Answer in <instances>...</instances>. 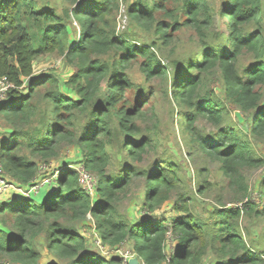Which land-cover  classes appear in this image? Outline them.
<instances>
[{"label":"trees","instance_id":"16d2710c","mask_svg":"<svg viewBox=\"0 0 264 264\" xmlns=\"http://www.w3.org/2000/svg\"><path fill=\"white\" fill-rule=\"evenodd\" d=\"M68 1L75 6L58 12L36 0H0V78L14 84L7 102L0 103V114L12 130L4 154L0 146V161L12 182L32 188L40 183L36 159L48 162L58 156L61 143H71L81 150L84 167L98 176L97 198L93 200L81 187L76 169L63 167L53 188L42 189L38 184L28 196L0 202V264L4 260L38 264L41 247L68 264H120V257L105 259L89 250L80 232L87 214L95 218L94 227L104 243L117 247L132 240L146 264H199L208 248L221 258L217 264L263 263L264 251L248 242L235 223L242 211H255L254 202L245 203L244 209L215 210L212 214L220 220L210 226L189 212L181 194L175 208L184 214L171 223L149 215L139 216L134 223L117 216L113 198L129 184L135 168L122 164L116 175L106 172L114 155L122 162L123 158L140 161L149 143L138 135L135 123L141 100L131 104L124 95L130 85L125 65L140 57L139 69L147 77H167L157 42L166 44L175 30L186 25L196 34L198 52L193 58L172 61L168 74L173 98L190 109L183 114L184 130L197 148L220 163L231 184L247 192L243 171L263 164L264 156L255 154L237 128L221 124L228 103L244 113L251 134L264 135L263 0H224L218 9H212L207 0H179L178 7L172 6L176 0L132 1L127 15L153 28L154 40L141 46L110 26L117 0ZM72 18L78 24L77 38ZM251 23L255 28L247 31ZM53 52L73 67L65 84L76 98L63 93L53 75L30 79L33 61ZM242 52L251 53L253 60L240 71L237 63ZM106 55L111 60L102 58ZM23 78L28 79L26 93L18 90ZM211 80H216L217 87L205 90ZM40 88L46 92L36 100ZM80 115L87 116V123L77 135L75 123ZM198 118L217 130L212 135L196 131ZM146 184L143 205L150 213L169 199L174 183L159 164L146 174ZM260 194L264 201V178ZM256 213L264 219V207ZM168 232L176 244L167 255Z\"/></svg>","mask_w":264,"mask_h":264},{"label":"rangeland","instance_id":"374dc122","mask_svg":"<svg viewBox=\"0 0 264 264\" xmlns=\"http://www.w3.org/2000/svg\"><path fill=\"white\" fill-rule=\"evenodd\" d=\"M36 1L41 6L56 7L58 12L64 7L70 9L75 6L68 0ZM132 1L135 0H117L118 8L114 11V15L110 17V26L113 27L115 33L135 41L139 46L149 44L154 40L153 28L147 29L127 15V6ZM207 1L212 9H218L224 3V0ZM181 4V1L176 0L172 6L178 7ZM71 23L72 30L77 31L74 36L77 38L78 24L73 18ZM261 24L264 29V15ZM254 28L255 25L251 23L246 30L252 31ZM157 47L160 49L157 55L162 65L166 67L168 74L171 73L170 64L172 61L193 58L198 52L196 34L192 27L186 25L175 30L172 33L171 40L166 44L161 45V42L158 41ZM102 58L111 60V55H106ZM141 60L138 57L125 65V76L128 78L130 85L126 87L124 95L131 104L139 99L141 100V102L139 101L140 107L135 117V123L138 127V135L147 137L149 143L146 145V150L140 161L130 158L124 160L123 158L122 162L120 158L114 155L106 169L109 175L119 173L122 164H129L136 170V173L131 176L129 184L113 198L117 216L135 223L139 216L149 215L152 219L156 217L165 218L166 223L169 224L174 218L184 214V212L177 213L175 208V205L180 203L179 199L181 194H183L184 200L187 201L189 212L204 220L207 225L212 226L213 223L220 220V217L212 214L215 210L235 207L244 209L243 205L248 203V201H252L256 204L254 205L255 211L250 213H246L245 210L242 211L235 223L238 232H241L248 242L252 241L256 245V249L264 251V219L256 213L264 207V201L260 194L261 182L264 178V163L256 167H247L243 171L245 185L247 186L246 193H242L234 183L231 184L229 177L220 168V163L197 148V144L191 140L190 133L184 130L182 123L183 114L189 113L190 109L173 98L168 74L167 77L162 75L147 77L145 72L139 69ZM252 60L253 56L251 53L242 52L237 67L241 71ZM72 71L73 67L67 64L63 55L55 52L47 53L33 61V72L30 79L35 80L44 75H53L59 83L60 90L76 98L75 92L65 84ZM27 80V78H23L24 84L18 88L22 93L27 92ZM217 85L216 80L207 81L204 89H215ZM40 92L41 88L35 95L36 100L40 99L46 90ZM5 102L7 100L3 103ZM225 107L227 109L221 125L237 128L239 135L249 140L250 147L255 154L263 157L264 135H254L248 131L243 121L244 113L237 106L226 103ZM86 123V115H80L77 118L75 123L77 135L82 134ZM32 127L33 125H30V129ZM194 127L196 131L201 132L203 135H212L217 130L215 126L202 118L195 120ZM11 131L10 124L0 114L1 154H4ZM58 151V156L49 159L48 162H40L39 158H35L39 166L36 179L40 182L38 183L40 185L39 188H53L58 172L63 167L77 169L83 166L81 162L82 153L78 147L71 143L63 142L60 144ZM25 153L29 154V151L26 150ZM124 153H127L126 149H124ZM28 157L34 159L32 155H28ZM159 164L166 175L173 180V190L168 200L164 201L155 211L149 213L143 205L147 186L146 174L156 169ZM13 183L21 187L18 183ZM29 189L26 188L22 191ZM199 189H202V191L199 192ZM7 193L0 196V200H5ZM28 195L25 193L21 194V196ZM92 198L96 200L97 196L94 194ZM186 212L188 213V211ZM95 221L94 217L87 214L84 226L80 227V232L87 238L89 250L98 253L105 259H110L112 256L120 257V264H146L142 257L136 253L132 240H126L117 247H111L104 243L94 227ZM175 244L176 238L168 232L164 247L167 255L172 253ZM38 250L40 253L38 264H68L66 261L57 259L50 250L44 247L38 248ZM220 260L221 258L217 252L208 248L199 264H217ZM2 262L3 264L11 263L8 260ZM260 264H264V262Z\"/></svg>","mask_w":264,"mask_h":264},{"label":"built area","instance_id":"2783aa9c","mask_svg":"<svg viewBox=\"0 0 264 264\" xmlns=\"http://www.w3.org/2000/svg\"><path fill=\"white\" fill-rule=\"evenodd\" d=\"M14 84L9 82L5 77L0 78V103H3L8 94V90L13 88ZM79 176V183L81 187L87 192L91 197L95 194L98 176L90 170H87L84 165L76 169ZM39 185L33 186L27 191H22L21 187H18L17 184L9 180V177L6 175L3 165L0 161V195L9 190L21 191L25 194H30L34 189H37ZM4 264H11L9 262ZM15 264V263H12Z\"/></svg>","mask_w":264,"mask_h":264},{"label":"crops","instance_id":"0c3cea01","mask_svg":"<svg viewBox=\"0 0 264 264\" xmlns=\"http://www.w3.org/2000/svg\"><path fill=\"white\" fill-rule=\"evenodd\" d=\"M21 189H26V187L21 186ZM6 192H8L7 193V197H6L7 199L5 198V200L4 199H1V200L7 201V200L13 199V198H15L17 196H21V194H23V193H18L20 191H17V190H9V191H6ZM5 193H2L0 196H3ZM1 200H0V202H4V201H1Z\"/></svg>","mask_w":264,"mask_h":264}]
</instances>
